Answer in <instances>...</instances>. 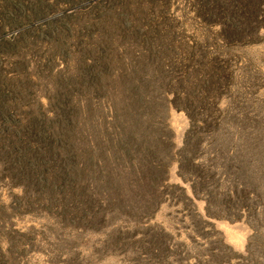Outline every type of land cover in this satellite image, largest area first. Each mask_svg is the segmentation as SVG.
Returning a JSON list of instances; mask_svg holds the SVG:
<instances>
[{"label":"rangeland","instance_id":"1","mask_svg":"<svg viewBox=\"0 0 264 264\" xmlns=\"http://www.w3.org/2000/svg\"><path fill=\"white\" fill-rule=\"evenodd\" d=\"M243 1L0 0V264H264V0ZM131 91L160 123L123 137ZM61 115L83 171L49 150Z\"/></svg>","mask_w":264,"mask_h":264},{"label":"trees","instance_id":"2","mask_svg":"<svg viewBox=\"0 0 264 264\" xmlns=\"http://www.w3.org/2000/svg\"><path fill=\"white\" fill-rule=\"evenodd\" d=\"M251 0H248L247 2L243 1V4H247ZM226 33V32H225ZM120 102V106L114 107L113 109V119L115 122L119 121L121 124L119 126V134L123 137L132 136L135 132L136 134L144 135L146 128H153L157 126V124L160 123L156 118H147L145 115L146 109H150L151 107V100L150 105L148 107V99L147 96L144 94L143 91L141 92H130V95H121L118 97ZM148 107V108H147ZM63 111H65L64 108H62ZM139 109V110H138ZM135 111V113H133ZM62 112V111H61ZM68 112V111H67ZM81 112V109L80 111ZM137 118L135 117V115ZM60 119V125H58L59 135L60 137H52V141L48 143V146L50 145L49 150L51 152H62L61 155H63L64 151L66 154L71 156V159H73V163L70 167L74 168L77 171H83V168L80 166L79 163H77V160L81 157L82 152L84 151L83 144L86 142H90L87 138H84V136L79 137L80 141L83 140L81 143L76 142L75 138L70 136L75 135V132L81 133L78 130H75V124L69 125L67 128V124L65 126L63 121V115L59 117ZM138 128H140V131H137ZM96 129V128H95ZM136 130V131H135ZM68 132V135H66ZM148 134L155 133L153 130H147ZM83 135V134H82ZM70 137V138H67ZM39 143V142H38ZM65 143L67 144L66 146ZM89 145V144H88ZM29 149L31 150L32 154L35 152L44 153V150L42 148V145L37 146H30ZM34 151V152H33ZM91 153H93V157H95L96 151L94 148L90 149ZM29 152V151H28ZM29 155V154H28ZM96 164V163H95ZM151 168H156L158 166L157 161L150 162Z\"/></svg>","mask_w":264,"mask_h":264}]
</instances>
